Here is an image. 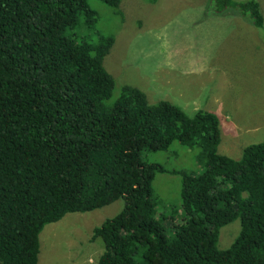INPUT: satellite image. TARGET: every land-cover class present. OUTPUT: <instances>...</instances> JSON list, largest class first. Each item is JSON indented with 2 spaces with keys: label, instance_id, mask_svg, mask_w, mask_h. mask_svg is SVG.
I'll use <instances>...</instances> for the list:
<instances>
[{
  "label": "trees",
  "instance_id": "obj_1",
  "mask_svg": "<svg viewBox=\"0 0 264 264\" xmlns=\"http://www.w3.org/2000/svg\"><path fill=\"white\" fill-rule=\"evenodd\" d=\"M211 1L264 26L258 0ZM96 21L88 0H0V264H39L47 224L118 199L121 211L93 230L99 264H264V142L235 159L218 150L216 113L150 103L129 84L115 97L104 66L115 37L77 32ZM175 142L198 145L203 165L180 172L181 217L159 213L153 181L167 170L142 157Z\"/></svg>",
  "mask_w": 264,
  "mask_h": 264
},
{
  "label": "rangeland",
  "instance_id": "obj_2",
  "mask_svg": "<svg viewBox=\"0 0 264 264\" xmlns=\"http://www.w3.org/2000/svg\"><path fill=\"white\" fill-rule=\"evenodd\" d=\"M264 15V0H258ZM95 25L77 29L92 42L112 35L115 43L104 66L123 85L142 89L150 103L169 100L188 115L198 109L219 116V152L239 159L246 146L264 142V26L257 27L237 8L219 9L211 0H122L120 9L105 0H88ZM201 148L175 142L166 151H143L166 172L153 181L159 213L181 217V171L203 170ZM123 199L86 212H71L47 224L40 234L39 264H99L101 239L93 230L119 213ZM241 229L237 219L220 230L218 246L229 247Z\"/></svg>",
  "mask_w": 264,
  "mask_h": 264
}]
</instances>
